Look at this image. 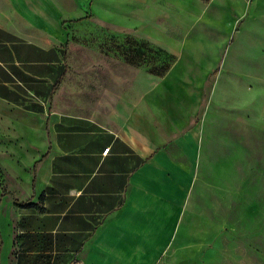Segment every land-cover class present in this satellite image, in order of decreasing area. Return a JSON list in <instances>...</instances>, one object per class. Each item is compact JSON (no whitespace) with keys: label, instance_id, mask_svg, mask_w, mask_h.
Wrapping results in <instances>:
<instances>
[{"label":"crops","instance_id":"crops-1","mask_svg":"<svg viewBox=\"0 0 264 264\" xmlns=\"http://www.w3.org/2000/svg\"><path fill=\"white\" fill-rule=\"evenodd\" d=\"M248 1L241 28L179 43L186 62L214 67L199 117L203 80L171 85L124 69L116 52L96 60L73 46L57 11L33 23L0 14V140L32 155L28 175L6 168L18 180L5 183L20 202L43 196L41 211L13 200L21 231L49 233L71 264H264L255 232L235 226L242 211H259L249 194L264 178L250 169L264 162V0ZM98 3L127 15L123 0Z\"/></svg>","mask_w":264,"mask_h":264},{"label":"rangeland","instance_id":"rangeland-1","mask_svg":"<svg viewBox=\"0 0 264 264\" xmlns=\"http://www.w3.org/2000/svg\"><path fill=\"white\" fill-rule=\"evenodd\" d=\"M140 0H123V12L112 16L103 11L98 0H0V14L10 16L19 14L30 23L37 22L41 16H51L58 12L59 26L70 27L69 39L73 46L88 48L87 53L116 55L123 59L124 69L132 67L137 73L142 71L158 77L171 76L173 81L185 75L191 80H203V110L197 117L207 111V97L210 79L214 67H197L193 60L186 62L179 50V43L193 45L196 40L211 43L219 40V34L229 28H241L240 20L243 5L247 0H152V3H141ZM148 1V0H147ZM167 2V3H166ZM52 6V10L49 7ZM153 8L152 14H147V8ZM143 14L138 18L137 12ZM152 11L150 10V13ZM239 12V13H238ZM87 14V19H82ZM116 20H107L109 18ZM44 21V20H43ZM45 22L54 27L51 18ZM233 24V25H231ZM49 27V28H51ZM63 46V45H62ZM100 51H92L96 49ZM117 47V51L114 47ZM64 48V47H63ZM78 52V51H76ZM100 52V53H99ZM133 69V70H134ZM99 73V72H98ZM96 74L92 70L91 75ZM178 82L171 85L178 86ZM174 86V87H175ZM37 102L28 101L29 107L37 106ZM228 118L229 116H223ZM259 120V116L255 120ZM5 137L0 130V137ZM20 142L0 140V264H71L67 254L60 257L50 240L49 233L21 231L26 219L19 220L13 212V200L18 197L17 190L5 183L16 182L14 176H26L24 164L32 158L31 154L22 152ZM4 164V165H3ZM248 163L236 164V172L246 169ZM5 166V167H4ZM28 165L27 168H31ZM8 170L14 175H12ZM252 172L261 171L264 174V162L251 163ZM259 193L251 192L250 201L260 206L257 214L249 212L235 221L238 229L255 232L250 234L249 241L263 250L264 245V178H258ZM23 182V186H25ZM22 195L24 192L22 191ZM236 196V194H235ZM37 202L29 209L42 210L43 196H38ZM32 202V201H31ZM240 215V213H239ZM261 220V225L259 221ZM255 222V223H254ZM21 225V227H20Z\"/></svg>","mask_w":264,"mask_h":264},{"label":"trees","instance_id":"trees-1","mask_svg":"<svg viewBox=\"0 0 264 264\" xmlns=\"http://www.w3.org/2000/svg\"><path fill=\"white\" fill-rule=\"evenodd\" d=\"M87 16H90V14H87ZM17 202V204L19 205V206H32L33 205V203L32 202H20L18 199H15Z\"/></svg>","mask_w":264,"mask_h":264},{"label":"built area","instance_id":"built-area-1","mask_svg":"<svg viewBox=\"0 0 264 264\" xmlns=\"http://www.w3.org/2000/svg\"><path fill=\"white\" fill-rule=\"evenodd\" d=\"M108 150H109V147L104 150V153H107Z\"/></svg>","mask_w":264,"mask_h":264}]
</instances>
